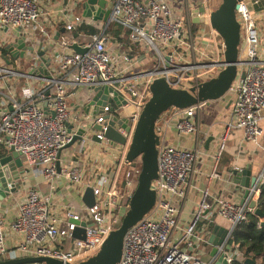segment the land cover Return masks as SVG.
<instances>
[{
    "label": "built area",
    "instance_id": "1",
    "mask_svg": "<svg viewBox=\"0 0 264 264\" xmlns=\"http://www.w3.org/2000/svg\"><path fill=\"white\" fill-rule=\"evenodd\" d=\"M52 1L0 0V40L5 49L12 45L17 54L15 57L6 50L10 62L0 65V148L20 152L34 175L42 174L51 181L52 190L59 181L74 186L85 181L82 162L62 156L66 145L81 128L85 131L73 145L78 144L80 151L98 148L108 152L110 160L105 172L86 185L93 188L96 196L91 207L83 204L77 208L69 204L59 208L51 193L45 195L34 187L17 203V212L10 223L0 212V260L48 255L65 261H81L99 251L129 208L142 163L127 165V145L113 146L106 138L108 125L104 122L105 115L112 113L110 103L101 105L94 116L85 112L73 114L70 96L78 88L103 85L113 88L112 96L121 97L116 114L121 119L127 118L131 128L127 132L118 126V130L130 141L143 105L151 97L150 85L155 78L164 76L173 87H191L214 77L224 67L222 37L214 30L218 35L216 41L199 43L191 20L175 18L167 0H108L112 4L111 15L108 23L99 20L102 31L96 34L80 32L73 37V41L88 47L83 53L71 48L60 49L66 46L55 43L52 34L45 29L36 28L44 7ZM257 5L261 6L260 0H241L238 4L241 31L244 28L240 59L245 76H238L229 90L234 98L233 108L227 129L220 137L217 159L234 129H241L246 140L264 151V49L257 22L264 11L256 12ZM63 11L66 12L65 8ZM209 12L203 13L207 20ZM91 22L96 24L91 18L74 14L67 21L66 29L72 31L77 24L90 25ZM112 23L129 28L130 38L147 47L152 53V67L139 71L124 67L123 61L127 62L129 55L125 52L114 55L108 47L105 32ZM21 36L36 48L42 44L41 48L50 55V64L44 65L43 70L39 64L29 61L33 57L30 52L24 56L28 61L24 70L21 50L16 46ZM4 55L0 57L6 61ZM10 55L15 57L16 65L11 64ZM199 107L200 104L171 109L173 113L167 122H174L180 133H199ZM69 124H72L71 130ZM96 124H102V128L97 129ZM158 148V177L152 185L156 203L127 230L123 254L117 264H214L216 256H206L194 242L198 238V225L211 207L209 190H203L191 220L182 223L180 216L182 202L203 152L199 145L186 149L166 143L162 135ZM211 176L219 175L214 170ZM263 184L264 164L251 187V197L245 203L214 197L217 214L229 221L231 233L255 211L250 201H259ZM8 185L12 187V183ZM75 231L85 238L75 237ZM10 235L16 239L13 247L8 248ZM216 246L219 254L224 252L223 242H216ZM233 260L244 261L245 257L236 249L228 254V263Z\"/></svg>",
    "mask_w": 264,
    "mask_h": 264
},
{
    "label": "crops",
    "instance_id": "2",
    "mask_svg": "<svg viewBox=\"0 0 264 264\" xmlns=\"http://www.w3.org/2000/svg\"><path fill=\"white\" fill-rule=\"evenodd\" d=\"M77 1V0H76ZM82 0L75 3V0H54L44 7L40 19L36 23V28L45 29L49 34H52L53 40L62 44V40H68L73 42L74 34L80 28L82 24H77L75 30H67L66 23L69 19L73 18L74 14L83 15ZM172 8L173 16L175 18L190 19L191 22L197 24V30L195 31L196 39L199 43H210L218 39L217 33L209 24L208 20L200 22L198 19L203 17V12H198V15L193 13L194 9H202L206 7L207 10H211V0H167ZM65 8V11L63 9ZM206 13V12H205ZM264 16L261 15L259 18ZM102 22L105 23L104 20ZM101 21H96V24H90L102 31L100 28ZM260 26V25H259ZM92 34L85 31H79L78 33ZM98 32V33H99ZM108 47L112 53L119 54L125 52L129 55L128 61H123L124 67L134 71L145 70L153 66L152 53L147 51V47L144 44H140L141 50L135 54L128 53V49L120 42L113 34L106 33ZM260 35H262L264 49V23L260 26ZM58 36V39L56 37ZM137 43V42H136ZM68 47L60 46V49H66ZM9 52L5 54L7 56ZM11 58H15L10 55ZM10 60V59H9ZM6 60V64H7ZM128 70V71H129ZM95 92L90 88L80 87L75 91L74 95L70 96V103L72 105V112L75 115H82L87 113L89 104ZM233 96L229 92L225 98H219L216 100H210L200 104L199 107V133H180L174 125V122H167L173 110L166 112L158 121V127L161 130L163 141L169 144H173L186 149H191L199 145L203 155L197 165V172L193 176L191 183L187 189V196L181 205V219L182 223H187L192 219L195 210L197 209L203 194V190H209V202L211 207L206 216L200 221L197 228V237L194 239L198 249L203 251L208 257H218V248L216 242H223V250L227 254H231V247L228 245V240L231 236V224L229 221L217 214V206L213 201L214 197H222L229 200L239 201L243 199L245 188L241 183L235 182V175L232 171L234 169H247L249 175L247 178H257L264 164V151L262 147L258 146L252 141H248L244 138L243 131L241 129H234L231 131L230 137L227 141V145L217 159L219 152V142L221 135L227 129V124L230 120V116L233 108ZM94 111H100L99 108H95L94 105L90 107V114L94 116ZM84 113V114H85ZM264 127V121L262 123ZM108 152L98 150V148L89 149L88 151H80L78 144L67 147L62 156L64 159H75L82 162L84 182L81 185L74 186L67 184L63 181H59L53 190L50 188L51 181L45 179L44 175L38 174L41 177L36 179L30 177L32 174L28 173L25 176V184L14 195H11L7 199L0 202V212L3 213L6 221L10 223L16 212L17 203L22 200L28 189L38 188L45 195L50 194L54 204L59 208L68 206L69 204L75 205L77 208H81L85 204L82 200L83 193L88 183H93L98 176L105 172L106 164L109 163L110 157ZM98 161V162H97ZM97 162V163H96ZM216 170L218 177H212V172ZM32 172H34L32 170ZM61 180V179H60ZM245 182V183H246ZM54 183V182H53ZM16 237L10 235L7 239L8 248L13 247Z\"/></svg>",
    "mask_w": 264,
    "mask_h": 264
},
{
    "label": "water",
    "instance_id": "3",
    "mask_svg": "<svg viewBox=\"0 0 264 264\" xmlns=\"http://www.w3.org/2000/svg\"><path fill=\"white\" fill-rule=\"evenodd\" d=\"M240 1L222 0L218 7L211 9L209 12V24L222 37L225 43L224 67L214 77L191 87H173L166 77L155 78L150 85L151 97L143 105L130 141L127 140L126 135L118 130V126H122L127 132L131 131L127 118H119L115 111L116 106L121 105V97L112 96L113 88L107 85L92 88L95 95L91 99L87 113H90L92 105L95 108H100L101 105L110 103L112 105V113L105 115L106 121L104 122L108 125L105 133L106 138L113 146L119 144L127 145L125 156L127 165L132 164L137 158H140L142 163L141 172L138 176V185L131 198L129 208L124 214L119 227L110 232L99 251L78 262L65 261L48 255H23L1 259L0 264H117L120 261L127 230L141 220L156 203V191L152 185L153 181L158 177L159 169L158 147L161 143V132L158 129V121L160 117L171 108L183 109L210 100L225 98L237 77L243 78L245 76V71L241 69L242 60L240 59V46L242 43L241 23L237 17ZM111 5L108 0H84L82 2L83 15L94 21L104 20L108 23L111 15ZM199 11L205 13L207 9L203 6L202 9H194L193 13L198 15ZM198 20L202 22L206 18L200 17ZM56 39H58V36ZM62 44L79 53H83L88 49L87 46H82L76 41L62 40ZM16 46L21 50V57L30 52L33 57H30L29 61L39 64L41 70H43L44 65L50 64L51 57L46 49L41 48L42 44L36 48L32 44H27L25 37L21 36L18 38ZM6 50L15 57L17 56L12 45H7ZM4 58H6L8 63L10 62L5 55ZM96 113L94 111V114ZM0 114H2L1 111ZM68 126L71 130L72 124ZM95 127L101 129L102 124H96ZM84 131L81 128L66 147L72 146L81 139ZM29 172L30 168L25 165L20 152L10 148L5 155L0 154V202L19 192L25 184L27 177L25 175ZM232 173L235 175V182L241 183L245 188L243 199L241 200V203H245L251 197V187L256 183L257 178L249 177L246 182V176L249 175L247 169H234ZM9 183H12V187H9ZM82 200L89 207L94 205L96 196L91 186L86 187ZM250 206L255 210V214L260 217L264 216L257 201L251 200ZM81 223L84 226L86 224L85 221ZM74 236L85 238V235L79 231H75ZM243 262L245 264H259L251 258H246ZM214 264H229L228 254L226 252L218 254Z\"/></svg>",
    "mask_w": 264,
    "mask_h": 264
},
{
    "label": "trees",
    "instance_id": "4",
    "mask_svg": "<svg viewBox=\"0 0 264 264\" xmlns=\"http://www.w3.org/2000/svg\"><path fill=\"white\" fill-rule=\"evenodd\" d=\"M260 1L261 6L259 8L261 9L264 8V0ZM80 30L92 34L99 32L94 26L82 24L74 35L76 36ZM193 30L194 32L197 30V24L195 23L193 24ZM106 33L113 34V36L124 44L130 54L138 53V51L141 50L140 45L130 38V29L123 25L112 23L106 29ZM6 53V49L2 47V54ZM6 153L7 149L1 147L0 154L5 155ZM258 206L264 213V184L261 186ZM228 245L231 247V252L237 249L245 259L251 258L259 264H264V216L260 217L254 212L249 213L248 219L240 223L233 230L232 235L228 240ZM231 264L245 263L243 261L233 260Z\"/></svg>",
    "mask_w": 264,
    "mask_h": 264
},
{
    "label": "rangeland",
    "instance_id": "5",
    "mask_svg": "<svg viewBox=\"0 0 264 264\" xmlns=\"http://www.w3.org/2000/svg\"><path fill=\"white\" fill-rule=\"evenodd\" d=\"M212 1V8H215V7H218L219 6V4L222 2V0H211ZM260 6H255V11L256 12H260V10H262V11H264V8H259ZM258 24L261 26L263 23H264V16H262L261 18H258ZM243 41H244V28L242 27V43H241V46H242V44H243ZM263 43V39H262V35H261V37H260V44H262ZM240 46V47H241ZM2 47H4L3 45H2V41L0 40V56H1V54H2ZM12 59V62L13 63H11L12 65H16V63H15V60H14V58H11ZM22 62H23V64H24V66H25V68H24V70L27 68V66H28V61H27V58H25V57H23L22 58ZM0 65H3V66H6V61H4L1 57H0ZM140 161H141V159L140 158H137V159H135L134 161H133V163L132 164H135V163H140ZM30 173L32 174V176H29L30 177V179H31V177H35L33 174V172L30 170ZM29 173V174H30ZM39 177H41L40 175H38V176H36L35 178L36 179H39ZM122 216L119 218V220L117 221V223H116V227H119V225H120V223H121V221H122Z\"/></svg>",
    "mask_w": 264,
    "mask_h": 264
}]
</instances>
